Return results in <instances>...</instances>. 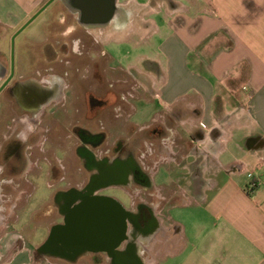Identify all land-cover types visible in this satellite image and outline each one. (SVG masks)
<instances>
[{"label": "crops", "instance_id": "obj_1", "mask_svg": "<svg viewBox=\"0 0 264 264\" xmlns=\"http://www.w3.org/2000/svg\"><path fill=\"white\" fill-rule=\"evenodd\" d=\"M37 1L0 0V46L35 12ZM128 3L148 6L150 0ZM171 4L164 26L142 18L161 36L154 97L170 110L154 119L170 131V155L152 167L147 150L138 160L160 194L185 199L154 206L152 233L129 235L128 226V238L115 250L124 253L121 264H264V0ZM160 163L167 164L169 174L158 183ZM255 178L261 185L249 188ZM172 207L184 209L179 218L167 212ZM11 246L0 249V264H42L27 249ZM92 251L99 253L78 258L90 257L92 264L113 261L105 249ZM49 258L44 264H55Z\"/></svg>", "mask_w": 264, "mask_h": 264}, {"label": "flooded vegetation", "instance_id": "obj_2", "mask_svg": "<svg viewBox=\"0 0 264 264\" xmlns=\"http://www.w3.org/2000/svg\"><path fill=\"white\" fill-rule=\"evenodd\" d=\"M128 1L41 0L27 21L41 9L32 22L51 9L50 27L56 29L58 36H46L41 48L29 50L26 46L27 49L21 51V58L17 59L12 38L26 21L12 34L8 57L0 58V195L3 189L10 188L12 193L21 191L29 196L41 188V181L42 186L49 190L46 201L51 199V205L57 207L58 220L52 224L53 228L66 226L70 212L83 201L93 199L95 202L111 201L121 205L129 211L128 234H144L147 229L142 228L149 229L156 221L154 206L144 198L136 201L134 195L138 197L142 191L153 190L155 193L150 192V195L157 200V206H172L175 200L185 199L184 196L160 194L161 190L152 186L149 172L143 169L137 157L141 145L145 148L143 132L135 136L134 145L124 136L109 144L107 131L97 129L98 117L104 111L97 110L101 101L96 94L99 68L93 71L95 82L88 83L84 92L79 83L81 73L74 76L80 72L81 63H97L95 47L112 40L104 36L106 28L123 29L131 14H141L134 8L141 4H132L131 7ZM156 1L150 0L144 8L151 7L153 10L148 12H155ZM84 39L90 41L89 44ZM88 46L89 50L86 49ZM79 56H87L88 59L80 60ZM82 104L85 110H81ZM149 131L158 140L154 152L157 159L167 157L164 155L170 154L167 125L158 122ZM198 134L203 136V132ZM85 150L93 158H89ZM181 156L185 160V154ZM68 163H72L73 170ZM161 164L156 168V177ZM196 166L197 173L201 175L202 166ZM202 183L200 178L198 184ZM111 192L126 196L129 204L122 203ZM27 206L28 203L24 205ZM10 209L17 210L18 204L11 202ZM123 235L122 238L129 236ZM47 250L71 260L78 254L99 253L87 249L73 250L67 246L57 249L52 244ZM108 253L113 257L111 264H121L124 253L116 250Z\"/></svg>", "mask_w": 264, "mask_h": 264}, {"label": "rangeland", "instance_id": "obj_3", "mask_svg": "<svg viewBox=\"0 0 264 264\" xmlns=\"http://www.w3.org/2000/svg\"><path fill=\"white\" fill-rule=\"evenodd\" d=\"M122 1L125 2V0ZM161 2L163 4L159 5ZM39 3L40 0L36 2V5ZM36 5L33 6L31 13ZM144 7L146 6L135 5L134 8L141 14L139 16L137 13L131 14L130 19L127 21L128 24L123 29L117 30L114 26L106 28L104 36L109 38V40L112 39L111 42L97 45L95 47L97 54L94 58L97 63H81L80 72H77L74 76H78L81 73L79 83L81 90L84 92L88 83L95 82L96 78L93 71L96 67L99 68L96 94L101 101H99L97 110L104 111L98 117L97 129L107 131L109 144H114L116 139L121 136L132 142L138 132H143L142 135H145L144 139L146 140L145 148L141 145L137 157L147 150V165L152 167L158 157L154 153L158 140L149 130L158 123L154 118L162 110L170 109H164L163 106H160L159 100L154 97L156 90H154L155 84L152 75L157 71L154 61L162 54L159 50L161 36L153 33L152 28L147 26V23H143L142 18L143 16L145 18L149 17L159 25L164 26V20L168 11L172 9V4L171 0H157L156 4H154L157 10L153 13L148 12L153 10L151 7ZM50 22L51 9L45 11L16 38L15 58H21V51L24 49L41 48L46 42V36L50 34L52 35L51 38L58 36L56 35V29L50 27ZM143 24H145L144 27ZM52 30L54 31L52 32ZM84 37L89 40L88 36L84 35ZM98 38L101 39V35H98ZM56 39L54 38L53 41H56ZM88 40L84 39L87 44L90 42ZM4 41V44L0 46V58L2 59L8 57V48L12 46L11 38H7ZM26 46L28 47L26 48ZM86 49L89 50L90 47L88 46ZM75 57L78 58V56ZM85 58L88 59L87 56H79L80 60ZM159 83L160 79H158L156 87L159 86ZM100 102L102 103L100 104ZM82 103L84 104V99H82ZM83 104L81 110H85ZM132 144L134 145L135 143L132 142ZM150 150L154 151L151 155ZM86 153L89 158H93L88 151ZM164 155L169 156L170 154L165 153ZM67 165L72 168V163ZM84 165L85 163L83 162V169L85 170ZM159 167L160 172L158 177H156L158 183L164 179L163 176L165 174H169L167 164L162 163ZM165 182L170 181L167 179ZM39 185L41 188L29 196L25 192L18 191L15 194L12 193L13 189H3V193L0 195V249L12 244L10 248L14 250L27 249L35 263L41 262L44 264L48 255L53 257L49 259L55 264H63L61 261L58 262L61 256L57 252L52 254L47 252V249L41 248L47 244L46 242L53 229L52 224L58 220V213L57 207L51 205V199L46 201L49 190L42 186L41 181ZM150 192L152 194L155 193L153 190ZM150 192L142 191L140 196L134 195V198L136 201L144 198L153 206H157V200L150 195ZM111 193L118 197L122 203L129 204L126 196L117 192ZM182 201L184 200L178 199L174 202L179 203ZM11 202L18 204L17 210L10 209ZM26 203H28V206L24 207ZM181 210L184 209L172 207L167 212L171 211L175 218H179L181 215L177 214ZM14 240L16 242H13ZM78 257H80V254L74 256V260L79 259L76 264H92L90 257L81 259ZM67 259L71 261V264H74L72 263L74 262L73 259Z\"/></svg>", "mask_w": 264, "mask_h": 264}, {"label": "water", "instance_id": "obj_4", "mask_svg": "<svg viewBox=\"0 0 264 264\" xmlns=\"http://www.w3.org/2000/svg\"><path fill=\"white\" fill-rule=\"evenodd\" d=\"M37 12L13 36L12 42L42 11ZM88 199L82 202L77 209L70 212L66 226H57L52 229L49 242L43 245L47 249L49 244L56 248L67 246L71 249L98 250L105 249L113 252L128 228L129 211L117 203L95 202ZM124 209V210H123ZM148 230V229H147ZM144 236L152 233L151 226ZM74 256V255H72Z\"/></svg>", "mask_w": 264, "mask_h": 264}, {"label": "built area", "instance_id": "obj_5", "mask_svg": "<svg viewBox=\"0 0 264 264\" xmlns=\"http://www.w3.org/2000/svg\"><path fill=\"white\" fill-rule=\"evenodd\" d=\"M260 185H261L260 178H255V179L251 180L248 187L253 188V189H257Z\"/></svg>", "mask_w": 264, "mask_h": 264}]
</instances>
